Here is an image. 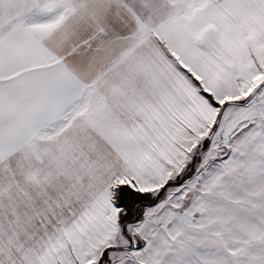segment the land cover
<instances>
[{
    "label": "snow or ice",
    "instance_id": "snow-or-ice-1",
    "mask_svg": "<svg viewBox=\"0 0 264 264\" xmlns=\"http://www.w3.org/2000/svg\"><path fill=\"white\" fill-rule=\"evenodd\" d=\"M0 264H264V0H0Z\"/></svg>",
    "mask_w": 264,
    "mask_h": 264
}]
</instances>
